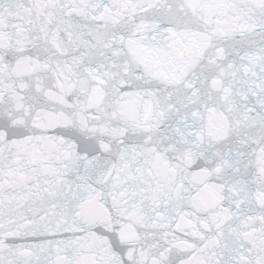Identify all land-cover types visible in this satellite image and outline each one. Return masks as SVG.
I'll return each instance as SVG.
<instances>
[{"label": "snow or ice", "instance_id": "6c2138e0", "mask_svg": "<svg viewBox=\"0 0 264 264\" xmlns=\"http://www.w3.org/2000/svg\"><path fill=\"white\" fill-rule=\"evenodd\" d=\"M0 264H264V0H0Z\"/></svg>", "mask_w": 264, "mask_h": 264}]
</instances>
